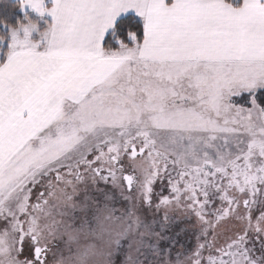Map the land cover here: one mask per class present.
Listing matches in <instances>:
<instances>
[{"label":"snow or ice","instance_id":"6c2138e0","mask_svg":"<svg viewBox=\"0 0 264 264\" xmlns=\"http://www.w3.org/2000/svg\"><path fill=\"white\" fill-rule=\"evenodd\" d=\"M97 184L264 264V0H0V264H69Z\"/></svg>","mask_w":264,"mask_h":264},{"label":"rangeland","instance_id":"374dc122","mask_svg":"<svg viewBox=\"0 0 264 264\" xmlns=\"http://www.w3.org/2000/svg\"><path fill=\"white\" fill-rule=\"evenodd\" d=\"M97 205L82 215L77 227L93 228L101 219L100 209L119 225L111 235L107 252L108 264H186L199 236L195 221L179 211L167 212L159 197L164 189L157 187L150 204H145L143 192H132L106 184H97ZM69 258L73 248L66 237L53 241Z\"/></svg>","mask_w":264,"mask_h":264},{"label":"clouds","instance_id":"9594fccd","mask_svg":"<svg viewBox=\"0 0 264 264\" xmlns=\"http://www.w3.org/2000/svg\"><path fill=\"white\" fill-rule=\"evenodd\" d=\"M119 225L113 220L98 219L93 228L81 226L77 240L67 238L68 244L73 248V254L69 257V264H78L74 259L77 255L86 252L87 258L84 264H108L107 252L111 235L116 233Z\"/></svg>","mask_w":264,"mask_h":264}]
</instances>
